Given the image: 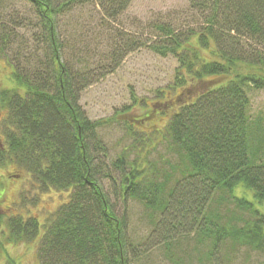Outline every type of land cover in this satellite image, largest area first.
Returning a JSON list of instances; mask_svg holds the SVG:
<instances>
[{
    "label": "trees",
    "instance_id": "1",
    "mask_svg": "<svg viewBox=\"0 0 264 264\" xmlns=\"http://www.w3.org/2000/svg\"><path fill=\"white\" fill-rule=\"evenodd\" d=\"M24 1L40 21L34 41L43 40L45 58L32 67L12 63L19 87L0 92L8 112L0 163L23 167L42 190L70 191L42 227L38 264H130L124 220L101 184L103 177L113 179L112 167L122 196L158 215L150 236L167 248L176 237L193 234L208 242L207 257L214 264H219L215 251L229 243L262 253L257 264H264V159L250 143L255 132L248 95L264 87V0H188L191 25L155 23L153 39L137 40L177 60L173 80L157 90L159 97L179 89L177 97L186 95L177 103L172 97L157 100L167 119L155 129L145 128L141 119L136 124L125 119L139 103L134 96L117 115L97 121L86 116L79 93L98 74L88 64L76 69L63 59L56 26L59 14L88 3L116 19L131 0ZM15 20L0 25V55L6 59L16 44L14 27L23 26ZM115 37L112 68L136 43L123 34ZM113 122L124 125L132 147L108 167L100 157L106 150L98 129ZM159 147L164 150L161 167L156 164L161 156L151 158ZM131 151L133 159L127 157ZM238 187L250 196L237 195ZM224 203L233 207L222 211ZM8 227L11 238L26 240L40 229L35 216L21 214L12 215ZM167 255L172 264H181L169 249Z\"/></svg>",
    "mask_w": 264,
    "mask_h": 264
},
{
    "label": "rangeland",
    "instance_id": "2",
    "mask_svg": "<svg viewBox=\"0 0 264 264\" xmlns=\"http://www.w3.org/2000/svg\"><path fill=\"white\" fill-rule=\"evenodd\" d=\"M32 9L24 0H0V25L1 21L11 18L15 20L16 17L23 25L20 28L14 27L13 38L16 44L13 41L11 50L8 49L9 58L0 55V92L19 87L13 78V62L32 67L44 61L43 40L38 38L37 45L34 41L35 34L38 36L40 31V21ZM188 13V0H131L116 19H108L98 5L92 3L76 6L57 16L56 26L62 42L63 59L76 69L88 64L90 70L98 74V77L93 76L92 82L79 93L78 98V103L90 120L97 121L117 115L118 110L130 104L134 96L139 103L133 113L125 116L126 120L134 119L136 124L137 119H141L143 124L147 123L145 128L149 129L165 123L167 117L160 113L157 100L172 97L171 102L177 103L186 98L185 93L182 98L177 97L180 89L172 95L163 93L162 97L157 93V90L172 82L177 60L172 55L155 54L147 46L137 44V40L153 39L154 31L150 26L155 23L186 28L192 22ZM115 34L136 39V43L134 49L112 68L110 53L116 42ZM17 44H22L21 49ZM14 52H21L18 54L20 57L12 56ZM248 95L251 130L255 132L250 143L258 150V157L264 159V87L250 89ZM7 114V108L0 104V145H4ZM138 124L140 126V122ZM98 138L106 150V153H100V157L108 167H112V162L132 147V138L127 136L122 123L113 122L101 126ZM135 155L131 151L127 157L133 159ZM162 155V147L152 154L153 159L161 156L156 163L158 167L162 165ZM111 172L113 179L103 177L101 184L115 214L124 220L126 238L130 244V264H172L167 255L168 249L180 258L181 264H214L212 257H207L210 248L208 242H199L193 234L176 237L170 241L169 248L151 237L152 224L158 215L154 213L152 216V212L138 200L123 197L118 173L113 171V167ZM69 193L66 190H42L34 184L30 173L23 167L10 161L0 163V264H38L37 252L42 227L58 206L68 199ZM235 193L251 194L241 187ZM232 207L231 203H224L220 209L225 211ZM14 214L35 216L40 225L39 234L31 240L11 238L8 219ZM214 254L219 264H257L263 260L262 253L247 246H231L230 243Z\"/></svg>",
    "mask_w": 264,
    "mask_h": 264
}]
</instances>
